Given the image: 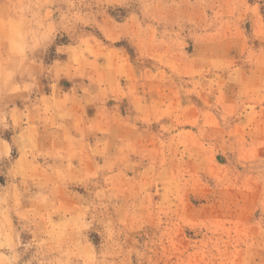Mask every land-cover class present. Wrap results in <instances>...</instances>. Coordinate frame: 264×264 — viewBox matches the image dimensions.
Masks as SVG:
<instances>
[{
  "label": "clouds",
  "instance_id": "9594fccd",
  "mask_svg": "<svg viewBox=\"0 0 264 264\" xmlns=\"http://www.w3.org/2000/svg\"><path fill=\"white\" fill-rule=\"evenodd\" d=\"M0 264H264V0H0Z\"/></svg>",
  "mask_w": 264,
  "mask_h": 264
}]
</instances>
